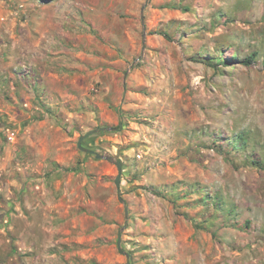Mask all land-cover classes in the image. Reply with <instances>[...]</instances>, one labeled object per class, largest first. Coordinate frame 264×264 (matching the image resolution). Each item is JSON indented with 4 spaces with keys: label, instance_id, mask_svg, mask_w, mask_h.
Wrapping results in <instances>:
<instances>
[{
    "label": "rangeland",
    "instance_id": "1",
    "mask_svg": "<svg viewBox=\"0 0 264 264\" xmlns=\"http://www.w3.org/2000/svg\"><path fill=\"white\" fill-rule=\"evenodd\" d=\"M25 256L264 264V0H0V264Z\"/></svg>",
    "mask_w": 264,
    "mask_h": 264
},
{
    "label": "water",
    "instance_id": "2",
    "mask_svg": "<svg viewBox=\"0 0 264 264\" xmlns=\"http://www.w3.org/2000/svg\"><path fill=\"white\" fill-rule=\"evenodd\" d=\"M97 130L96 129H94V130H89V131H87L86 133H84L83 135H81L80 137H79V140H78V148L79 149H81L82 151H85V152H87V153H95V156H96V158H105V159H107V160H112V156H110V155H101L100 153H98V152H94L93 150H91V149H89V148H85V147H83L81 144H82V141L85 139V138H87L88 136H90V135H92L93 133H95ZM114 163H115V165L117 166V169H118V174H117V176H116V178H115V184H116V186H117V188L119 187V185H120V173H121V171H122V166H121V163H120V161L119 160H114ZM125 212H127V207L125 206ZM117 246H118V249L119 250H121V248H120V237L118 238V241H117Z\"/></svg>",
    "mask_w": 264,
    "mask_h": 264
},
{
    "label": "crops",
    "instance_id": "3",
    "mask_svg": "<svg viewBox=\"0 0 264 264\" xmlns=\"http://www.w3.org/2000/svg\"><path fill=\"white\" fill-rule=\"evenodd\" d=\"M24 259H25V260L22 259L21 261H19V264H24L25 261H26L27 263H30V264H34V263H35V260H34V259H31V257L25 256Z\"/></svg>",
    "mask_w": 264,
    "mask_h": 264
},
{
    "label": "trees",
    "instance_id": "4",
    "mask_svg": "<svg viewBox=\"0 0 264 264\" xmlns=\"http://www.w3.org/2000/svg\"><path fill=\"white\" fill-rule=\"evenodd\" d=\"M164 35H165V34H164ZM250 61H251V60H250V58H249V59L245 60V63L248 64V63H250Z\"/></svg>",
    "mask_w": 264,
    "mask_h": 264
}]
</instances>
